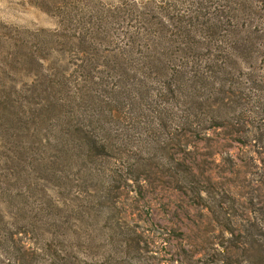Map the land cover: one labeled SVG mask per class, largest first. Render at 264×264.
I'll return each mask as SVG.
<instances>
[{
    "label": "rangeland",
    "instance_id": "rangeland-1",
    "mask_svg": "<svg viewBox=\"0 0 264 264\" xmlns=\"http://www.w3.org/2000/svg\"><path fill=\"white\" fill-rule=\"evenodd\" d=\"M242 1L0 0V264H245L214 211L226 198L242 224L264 202V62H230L222 101L171 70L229 52L250 27ZM151 51L173 86L153 79L164 95L143 99L126 77ZM94 112L95 161L75 153ZM200 115L219 126L191 133Z\"/></svg>",
    "mask_w": 264,
    "mask_h": 264
},
{
    "label": "trees",
    "instance_id": "trees-1",
    "mask_svg": "<svg viewBox=\"0 0 264 264\" xmlns=\"http://www.w3.org/2000/svg\"><path fill=\"white\" fill-rule=\"evenodd\" d=\"M240 4V10H243L245 12L246 10H248L247 14L241 16H246L248 20L247 15H249L250 27L249 30H246V33L239 34V36L234 37L233 41L228 42L232 45L229 49V52L225 53L224 55L219 54V57H214V55L208 54L206 58H204L200 62V64H198L200 65L199 68L197 63L193 61L192 64L195 66L191 72L187 69V62H184L186 58L183 60L182 55L178 57L181 50L179 49V51L174 53V58L178 57L180 64V59L183 60L181 65H173L171 68V70L174 71L172 78L174 79L175 84H178V88L183 87L184 89V86L186 84L188 87L194 86V90H198L195 94L204 95L206 97L217 95V100L222 101V95L226 92V85H230L232 83V81L228 83L227 80L223 78L224 76H227L226 70L228 66H230V62L233 61V64L230 67H234L238 64L252 65V63H250V59L256 60L258 58H261L264 62V0H244L240 2ZM239 16L240 15H234L233 17L237 18ZM187 57L189 58V56ZM227 57H231L233 58V60L227 62L225 60ZM143 58L144 61H142V59L139 57L142 62L150 67L149 71L147 72V69L145 70L143 68H140L144 73V75H142L141 70L140 72H138L137 69H130L129 71L132 73L133 78H130V80H128V78L126 77L127 81L129 82L128 85L134 87V89L132 90L136 91V94L139 93L140 95H138L140 96V98L147 99L148 97H146V95L150 94L159 96L160 98L164 94L162 92H158L159 89H156V93H154L153 89L149 88L148 86L149 82L155 79L162 84L161 88L163 90L172 89V83L166 80L165 74L161 72L165 70L164 68L166 67L167 63L164 65V62L161 61L160 53L158 52L151 51L149 54L143 56ZM168 62H173L172 57H169ZM202 69L205 70L202 72ZM245 71L248 83L251 82L249 84L250 88H253L254 85H259V82L256 80L257 78L253 74V72H248V70ZM191 75L193 76L191 77ZM260 78L262 80L259 81H263L264 75L260 76ZM189 79L190 82L188 84L186 83V81L188 82ZM146 87L148 88L145 90ZM150 104L152 103H149V105ZM67 113L68 115H70L71 119H73L72 122H74L75 125L78 126L76 118L77 113L72 110H69ZM101 116H104L101 112H94V115L90 120V125L81 123L83 131L81 137L78 138V144L75 147V153H78V150L80 148H84L81 149L84 155L94 161L98 157H101L102 155L107 153L104 138L99 134V129L103 126L100 122L102 121ZM211 117L214 119L212 120L213 122H210L204 127H200L199 125L202 121L206 120L203 115H200L199 117H197V119H195L194 117V119L191 121V124L196 123V125L190 128L189 131L191 133H195L199 130L204 131L210 129L211 127H218V119L220 120L221 118L215 115L210 116V118ZM104 122H106V120ZM238 141L239 143L246 145V142H244L243 139L240 138ZM259 153H263L264 155V151H259ZM183 167L184 173L187 177H191L192 179L197 178L198 175L196 169L192 165H185L183 163ZM198 193L199 195L201 193H204L205 195L206 193L209 198L211 190L208 191L207 189L199 188ZM216 197H218V199L216 200L215 198H213V201L215 202L216 200L219 203L217 204L219 210L218 212L214 211V213L217 215L218 222L223 227L224 233L228 234V237L226 239L232 243L234 248L241 249L245 256V264H264V202L259 206H255L256 204H253L252 211H250V214H247L245 219H243L245 222L241 224V222H239L240 218L236 219L237 216H235V214L231 212L229 208L231 205H229L228 200H226V198H221V196ZM221 245L222 249L227 248V246H225L224 244ZM11 251L13 252V250ZM31 259V257H23L20 254H17L15 255L13 264H30ZM58 259L65 260V257H58ZM53 264L57 263L53 262ZM232 264H240V262L237 261Z\"/></svg>",
    "mask_w": 264,
    "mask_h": 264
}]
</instances>
